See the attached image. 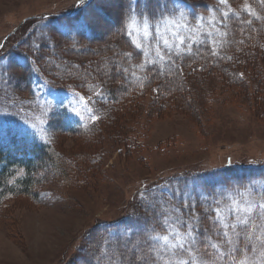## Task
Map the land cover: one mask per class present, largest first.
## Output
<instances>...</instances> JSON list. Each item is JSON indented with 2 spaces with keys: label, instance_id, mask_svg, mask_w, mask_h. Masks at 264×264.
Returning <instances> with one entry per match:
<instances>
[{
  "label": "trees",
  "instance_id": "trees-1",
  "mask_svg": "<svg viewBox=\"0 0 264 264\" xmlns=\"http://www.w3.org/2000/svg\"><path fill=\"white\" fill-rule=\"evenodd\" d=\"M119 1L121 16L111 19V27L119 29L113 36V40H118V52H113L112 47H102V40L97 38L94 25L90 23L89 18L105 14L99 0L81 5L70 17L29 20L21 28V35L16 32L5 42L0 54V80L8 83L6 87L10 94L15 91L10 97V106L21 104L36 108L43 113L47 127L45 136L42 133L38 135L24 120L0 111V212L8 201L38 193V179L46 164L55 171L49 170L51 175L61 171L70 177L71 169L56 143L59 137H83L86 133H83L85 125L73 123L66 110L45 112L38 94L39 86L70 94L78 101L96 94L97 100L103 102L96 111V115L101 117L99 126L108 122L109 127L105 126L108 130L113 125L117 126L115 123L119 117L132 113L129 108L140 103L137 98L146 94L158 95L159 88L167 98L181 97L185 91L188 92L189 83L207 81V75H221V80L229 79L230 85H237L244 82L245 66L251 77L253 72L258 73V78H261V72L264 73V3L261 0H227L225 4L220 0ZM249 7L261 19L249 15ZM225 12L227 16L223 15ZM57 13L65 14L67 11L59 10ZM140 13L144 14L143 17ZM145 24L148 25L147 37L143 31ZM133 28L139 32L138 42L142 48L133 43ZM40 30L45 34L37 37ZM129 32H132L131 36ZM173 33L185 38L187 43L179 46ZM221 33L227 35L222 36ZM193 36L195 43L189 39ZM164 39L171 42L170 46H165ZM95 40L98 43L93 45L94 49L89 45ZM189 45L191 51L187 50ZM157 47L165 60L156 56ZM88 50L86 56L93 55L95 60L88 57L80 61L70 54L71 51L86 53ZM214 50L218 55L213 54ZM53 55H57L58 63L64 60L78 69L71 75L60 71L57 65L46 61ZM122 55L123 58L120 57ZM103 64H109L110 68L106 72L98 71ZM261 92L260 96H263L259 101L264 99V92ZM158 96L165 99L161 94ZM125 126L129 125L121 126L119 137L127 149L134 151V139L124 134ZM97 127L93 125L87 135L94 136ZM48 133L49 140L45 138ZM250 185L264 189V161L237 167L231 165L220 170L174 171L144 183L133 197L134 207L126 208L118 219L97 223L94 234L90 236L94 242L91 245L93 250H85L81 256H87L83 258L86 260L96 258L105 240L109 239L110 245L124 246L123 253L136 258L141 244L149 248L152 243L147 240V233L152 230L164 232L166 216L181 230L191 225L196 230L197 244L211 251L209 241H223L211 208L217 206V202L223 207L229 196L243 192ZM182 191L188 194L184 195ZM225 196L228 197L223 199ZM40 201L42 198L38 203ZM126 244H137L135 247L139 248L131 250Z\"/></svg>",
  "mask_w": 264,
  "mask_h": 264
},
{
  "label": "rangeland",
  "instance_id": "rangeland-1",
  "mask_svg": "<svg viewBox=\"0 0 264 264\" xmlns=\"http://www.w3.org/2000/svg\"><path fill=\"white\" fill-rule=\"evenodd\" d=\"M74 1L0 0V41L20 27L23 20L29 21L31 17L61 8L69 9ZM99 4L104 6L102 12L105 14L89 18L90 23L94 25L97 38L102 40V47H112L113 52H118V40H113V36L119 29L111 27V19L121 16L120 1L99 0ZM23 25L17 29V34H22ZM132 30L134 40L138 42L139 32ZM44 34L40 30L37 37ZM97 43L95 40L89 46L95 49L93 45ZM71 52L77 60L88 57L95 60L93 55L86 56L89 50L86 53ZM46 61L70 75L78 69L64 60L58 63L57 55L47 57ZM109 68V64H103L98 71L106 72ZM245 70L241 84L230 85L229 79L219 78L221 75H207V81L189 83L188 92L181 97L167 98L159 88L158 95L165 99L156 94L137 98L140 103L129 108L132 113L119 117L117 126L108 130L105 128L109 127L108 122L99 126L101 117L96 111L103 102L97 100L96 94L78 101L64 93L40 87L39 96L47 106H43V110L58 113L67 109L71 121L76 125L83 123V133H86L83 137H59L56 143L71 169L70 177L61 171L51 175L49 170H54L46 164L38 179L36 195L17 197L3 205L0 264H110L102 256L104 251L116 264H142L123 253L124 246L110 245L109 239L105 240L96 258L86 260L83 258L87 256L81 255L85 250H93L94 242L90 236L97 223L118 219L126 208L135 206L133 197L142 184L174 171L222 168L233 160L247 163L264 157V99L259 101L263 96H260L261 90L264 92V73L261 72V78H258V73L253 72L251 77ZM6 85L8 83L1 79L0 111L7 116L19 117L45 136L47 125L43 114L21 104L10 106L9 100L15 91L10 94ZM135 106L137 110L134 111ZM123 124L129 125L124 127V134L134 139V151L127 149L119 137ZM93 125L98 126L97 133L90 137L87 133ZM49 137L48 133L45 138ZM41 198L42 202L38 203ZM135 245L125 246L137 251L139 247ZM140 248L147 249L144 244Z\"/></svg>",
  "mask_w": 264,
  "mask_h": 264
},
{
  "label": "snow or ice",
  "instance_id": "snow-or-ice-1",
  "mask_svg": "<svg viewBox=\"0 0 264 264\" xmlns=\"http://www.w3.org/2000/svg\"><path fill=\"white\" fill-rule=\"evenodd\" d=\"M222 4L227 0H220ZM264 3V0H261ZM249 15L256 19H261L250 7L247 8ZM133 13L135 9H131ZM143 17V13H140ZM227 16L228 13H223ZM251 23L252 21H247ZM135 19L133 17V24ZM132 27V25H130ZM148 25H144V35L147 37ZM130 36L132 32L128 33ZM177 36L178 45L183 46L187 42L185 38ZM226 36L227 33H221ZM195 43V37L189 38ZM137 48H142V44L133 41ZM165 46H170V41L164 39ZM191 51V45L188 46ZM180 51H177V55ZM214 55L218 53L214 50ZM156 56L160 60L166 57L156 48ZM155 63V61H152ZM142 68L143 66L140 65ZM95 119V118H93ZM142 198L147 200L142 195ZM149 206L151 203L149 202ZM191 207V205H186ZM211 210L215 214V222L219 225L223 241H209L208 248L198 245L196 242L195 229L191 225H186L184 230L174 226V221L167 216L163 221L164 232L152 230L147 233V240L151 245L143 249L137 255L136 259L142 264H264V189L257 188L255 185L246 187L243 192H237L235 196H229L223 207L220 202ZM167 211V210H165ZM102 256L110 262L116 264V261L108 255L107 251L102 252Z\"/></svg>",
  "mask_w": 264,
  "mask_h": 264
},
{
  "label": "water",
  "instance_id": "water-1",
  "mask_svg": "<svg viewBox=\"0 0 264 264\" xmlns=\"http://www.w3.org/2000/svg\"><path fill=\"white\" fill-rule=\"evenodd\" d=\"M89 1H90V0H89ZM80 3H82V2H80ZM26 21H28V19H25V20L23 21V23L21 24V26H22ZM21 26H20V27H21ZM20 27H19V28H20ZM16 31H17V29H16L15 31H13V34H14ZM0 45H1V46H0V48H1V47L3 46V44H0Z\"/></svg>",
  "mask_w": 264,
  "mask_h": 264
}]
</instances>
